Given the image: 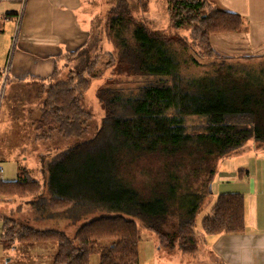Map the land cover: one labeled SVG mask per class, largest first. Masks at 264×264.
Here are the masks:
<instances>
[{
	"label": "trees",
	"instance_id": "trees-1",
	"mask_svg": "<svg viewBox=\"0 0 264 264\" xmlns=\"http://www.w3.org/2000/svg\"><path fill=\"white\" fill-rule=\"evenodd\" d=\"M169 12L177 30L191 29L190 38L152 28L134 15L129 0H117L109 10L106 37L116 52L107 51V63L142 82L128 90L114 84L99 88L97 97L105 109L102 125L93 139L53 157L48 196L28 167H20L16 180H0V194L37 197L32 206L46 214L42 217L65 212L77 221L92 219H85L72 238L62 230H38L7 217L0 240L5 246L17 240L53 242L57 246L54 264H91L94 255L99 256V264H139L142 232L138 220L159 235L161 246L184 253L195 252L202 235L245 231L246 201L241 193L220 194L203 218L200 234L195 224L215 170L209 168L210 163L237 153L251 139L264 143V56L234 59L213 47L214 35L238 33L246 24L241 14L212 0H169ZM179 47L184 52L199 47L200 56L214 59L209 62L213 72L182 73L185 58ZM84 48L66 55L67 60ZM99 62L101 55L64 80L57 69L43 83L41 114L34 123L41 132L36 139L51 140L57 133L79 138L88 132L93 113L83 100L92 80L99 77L94 73ZM193 117L203 119L201 130H191ZM185 152L200 159L198 175L207 173L201 179H205V190L189 188L184 180L179 192L193 199L180 214L177 230L169 232L163 228L172 211L167 190L160 194L156 187L157 192L148 189L142 195L123 174L141 154Z\"/></svg>",
	"mask_w": 264,
	"mask_h": 264
},
{
	"label": "rangeland",
	"instance_id": "rangeland-1",
	"mask_svg": "<svg viewBox=\"0 0 264 264\" xmlns=\"http://www.w3.org/2000/svg\"><path fill=\"white\" fill-rule=\"evenodd\" d=\"M116 1L117 0H94L90 5L88 4L84 7V13H89L90 15L89 28L91 35L88 39V44L83 49V52L78 53L76 57L69 58L60 64V78L64 80L74 75L72 72L92 64L95 57L101 55V62H99L94 70V73L99 77L92 80L93 83L88 89V92H86L83 100L84 106L93 113V119L90 122L88 132L83 137L79 138H65L57 133L51 140H42L36 143L38 141L36 138L41 131L37 130L34 123L41 114V106L44 99V94L41 92L43 83L36 82L30 83L27 86H22L23 94L13 98L20 85L12 86L11 80L7 93L4 96L3 103L0 106V158L14 157L9 159L11 160L9 163L8 161L0 163V167L4 169V171L0 173L1 180H16L18 178L17 168L20 164L30 168L34 178L40 180L42 183L44 189L42 192L45 193V195L48 194L47 181L50 173L49 165L53 157L64 149L74 147L80 143L93 139L102 125V120L105 117V109L102 102L97 97L99 88L101 86H110L114 84L128 90L142 82L141 78L120 73L116 68L114 69L107 63L109 61L107 51L116 52V48L106 37L105 25L107 23L109 10L112 9ZM129 1L132 4L134 15L140 20L147 21L152 28L168 34H180V36L187 35L189 38L191 37L192 32L188 26H184L177 30V28L170 23L169 0ZM19 12L21 11L19 10ZM17 20L18 19H16V21ZM241 35L242 36H236L233 33L214 35L212 37V45L222 53L224 52L223 50H227L230 46L231 48L234 47L236 52L243 53V47L247 42L249 45L248 52L253 50L259 54V52L264 51V45L257 44L256 46H252L250 38H247L245 33H241ZM17 41L16 35L13 39V45L17 44ZM177 49L185 58L181 66L182 73L185 75L200 76L213 72L209 62L214 59L200 56L198 54L200 51L199 47H195V49L192 48V50H188L187 52L181 50L180 47ZM262 53L264 54V52ZM193 59H197L199 64L195 63ZM236 61L247 62V60ZM11 89L12 93L11 97H9ZM189 122L194 128L191 130L199 131L203 127V119L201 118L193 117L189 119ZM246 147L249 149L247 150ZM255 149L264 153V143L251 139L249 142H246L245 147L237 153L222 157L210 163L209 168L215 170L210 184L211 189L209 186V192L206 194L205 198H203L204 201L196 215L195 231L197 233L200 234L202 232V220L210 213L221 192L228 191L230 188H232V190L247 188V175H245L244 180H241L239 177L233 179L234 175L230 172L234 171L237 173L241 169H247L253 157V152L250 150L254 151ZM16 156L19 164L16 163L15 160L12 161ZM200 170L202 171L200 159H194L188 152L177 153L173 156L152 153L141 154L135 160H132L129 165L126 166L123 175L136 186L135 188L140 190L142 195H145V191L148 192V189L152 193L157 192L155 190L156 187H159V192L157 193L160 194H162L165 189L167 190L166 194L172 201L171 210L177 212L174 213L171 211L163 228L169 232H174L177 230V226H179L181 220L180 214L182 216L184 209H187L193 199L189 196H185V192H179V187L186 179L189 188L191 185L197 189L198 192H203V189L205 190V179H201L205 178L204 175L207 176V173L201 172V175H198V171ZM183 176L187 177L183 179ZM5 196H11V202L4 203L0 198V211L11 216L18 223L23 224V226H37L38 228L48 226L52 229L63 230L69 237L73 238L77 229L86 221L85 219H92V216H88L85 219L77 221L72 219L71 216H68L65 212H62L63 216L60 215L62 216L61 218L41 219V217L46 214L41 213L37 205L36 207L32 206V200L38 201V198L35 196L23 194H5ZM28 202H30L31 205H28ZM24 203L27 205H25L24 212H22L20 205H24ZM97 215L98 213L93 216ZM138 223L140 224L142 232L141 256L144 259L146 255H148L147 262H145L146 264H153L156 262H162L163 264L164 260L167 259L183 262L184 259L191 257L189 253H184L176 248L174 250H169V248L161 246L159 235L145 228L141 221L138 220ZM1 226L2 218L0 217V233ZM34 243L52 244V246H55L56 253L57 246L53 242H25V240H23L18 244H22L24 245L23 247H26ZM12 251L13 249L7 251L6 254L10 253L16 255V253ZM4 254L5 252L0 246V258L4 256ZM91 264H99L98 255L92 256Z\"/></svg>",
	"mask_w": 264,
	"mask_h": 264
},
{
	"label": "crops",
	"instance_id": "crops-1",
	"mask_svg": "<svg viewBox=\"0 0 264 264\" xmlns=\"http://www.w3.org/2000/svg\"><path fill=\"white\" fill-rule=\"evenodd\" d=\"M93 1L0 0V69L3 70V73L10 67L9 83L12 80V86L20 85L13 98L23 94L22 86L36 82L46 83L57 69L61 70L60 64L67 60L66 55L73 54L88 44L91 35L89 28L90 15L84 13V7L90 5ZM212 1L221 8L239 13L244 17L245 27L238 33L233 34L242 36L241 33H245L247 38H250L252 46L264 45V0ZM16 19L18 20L16 21ZM16 35L18 41L17 44L13 45V39ZM248 46L246 42L243 53L236 52V49L231 48V46L227 50H223V53L217 51L222 55L234 58L249 55L261 57L264 55L262 53L264 51L259 52V54L253 50L248 52ZM11 93L12 89L9 97H11ZM2 103L3 101L0 100V106ZM40 141L42 140H38L36 143ZM250 151L253 152V157L247 169H241L237 173L230 172L234 175L233 179L239 177L244 180L245 175H247V188H242V190H232L230 188V190L221 192V194L241 193L243 191L241 195L243 194L246 201L245 231L254 234L255 238L264 239V153L256 149ZM12 157L0 158V163L6 161L9 163L11 161L9 159ZM13 160L19 164L17 156ZM19 165L17 177L19 169L22 167V165ZM43 194L45 196V193ZM46 196L48 195L46 194ZM10 197L0 194V198L4 203L11 202ZM25 205L27 204L20 205L22 212H24ZM28 205H31L30 202H28ZM0 217L2 218L1 240L4 233V219L12 217L2 211H0ZM57 217L61 218L62 216L55 215L52 218L41 217V219H55ZM33 227L38 230L52 229L48 226ZM240 233L202 235V243L194 253H189L191 257L184 259L183 262L167 259L164 260L163 264H230L229 241L237 238ZM141 242L139 246V264H146L148 255L144 259L141 256ZM15 243L17 244L7 247L0 242V246L5 252L4 256L0 258V264H54L55 246H52V244L34 243L23 247L24 245L18 244L21 243L20 240L15 241ZM12 249V252L16 255L6 254L7 251ZM153 264H162V262ZM257 264H264V254L257 255Z\"/></svg>",
	"mask_w": 264,
	"mask_h": 264
},
{
	"label": "clouds",
	"instance_id": "clouds-1",
	"mask_svg": "<svg viewBox=\"0 0 264 264\" xmlns=\"http://www.w3.org/2000/svg\"><path fill=\"white\" fill-rule=\"evenodd\" d=\"M230 264H257V255L264 254V239L255 238L249 231L230 240Z\"/></svg>",
	"mask_w": 264,
	"mask_h": 264
},
{
	"label": "built area",
	"instance_id": "built-area-1",
	"mask_svg": "<svg viewBox=\"0 0 264 264\" xmlns=\"http://www.w3.org/2000/svg\"><path fill=\"white\" fill-rule=\"evenodd\" d=\"M10 80V67H8L3 73L2 76L0 77V100L1 102L4 99V96L7 91L8 83ZM3 172V168L0 167V173Z\"/></svg>",
	"mask_w": 264,
	"mask_h": 264
},
{
	"label": "water",
	"instance_id": "water-1",
	"mask_svg": "<svg viewBox=\"0 0 264 264\" xmlns=\"http://www.w3.org/2000/svg\"><path fill=\"white\" fill-rule=\"evenodd\" d=\"M210 189H211V185H210Z\"/></svg>",
	"mask_w": 264,
	"mask_h": 264
}]
</instances>
